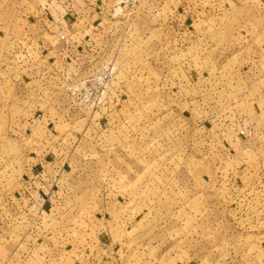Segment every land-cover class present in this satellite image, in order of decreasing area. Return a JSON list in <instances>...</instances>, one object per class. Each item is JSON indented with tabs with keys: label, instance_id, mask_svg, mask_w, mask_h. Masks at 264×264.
<instances>
[{
	"label": "rangeland",
	"instance_id": "obj_1",
	"mask_svg": "<svg viewBox=\"0 0 264 264\" xmlns=\"http://www.w3.org/2000/svg\"><path fill=\"white\" fill-rule=\"evenodd\" d=\"M0 230L49 264H264V0H0Z\"/></svg>",
	"mask_w": 264,
	"mask_h": 264
},
{
	"label": "crops",
	"instance_id": "obj_2",
	"mask_svg": "<svg viewBox=\"0 0 264 264\" xmlns=\"http://www.w3.org/2000/svg\"><path fill=\"white\" fill-rule=\"evenodd\" d=\"M7 1H9V0H7ZM8 226H10V223ZM0 234H1V230H0ZM28 235L29 236L23 237L24 241L21 242L22 244H19V242H15V239L13 241H11L12 237L10 236V234L8 235L9 237H7L8 238L7 241L9 243V245L12 246V250H10L11 252H9L7 256L0 255V264H33V263L34 264H49V263H52L53 261L60 259L59 253L53 252L51 254L45 255V254H41V253H36L37 250H35V252H34V249L31 248L33 250L32 251L29 248V245H31V241L29 244L25 243V242L27 241L28 237L31 238V235H33V231H30L28 233ZM45 236H43V237L45 238ZM58 243L60 244L59 245L60 247L61 246L64 247L62 244L63 241L62 242L58 241ZM21 247H23L24 250H22ZM69 250L70 251L67 250L66 252L67 253L72 252L73 249H69ZM61 253L64 254L65 252H61ZM1 256H2V260H1ZM75 256L79 257L78 253H76V255H74V253H73L71 255V260L74 261L73 257H75ZM94 258H96V257H94ZM88 261H90V259H88ZM106 263L112 264L111 261H106ZM93 264H95V263L93 262Z\"/></svg>",
	"mask_w": 264,
	"mask_h": 264
},
{
	"label": "built area",
	"instance_id": "obj_3",
	"mask_svg": "<svg viewBox=\"0 0 264 264\" xmlns=\"http://www.w3.org/2000/svg\"><path fill=\"white\" fill-rule=\"evenodd\" d=\"M239 135H240L241 138L251 137L252 136V132L248 131V130H240L239 131Z\"/></svg>",
	"mask_w": 264,
	"mask_h": 264
}]
</instances>
